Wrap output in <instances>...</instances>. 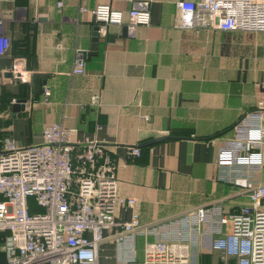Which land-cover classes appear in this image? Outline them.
<instances>
[{
  "label": "crops",
  "instance_id": "0c3cea01",
  "mask_svg": "<svg viewBox=\"0 0 264 264\" xmlns=\"http://www.w3.org/2000/svg\"><path fill=\"white\" fill-rule=\"evenodd\" d=\"M58 1L0 0L10 40L0 53V118L8 117L23 85L33 93L34 85L45 82L42 93L0 127V149L6 138L20 146L41 143L43 128L62 121L77 129L75 141L97 139L115 156L119 193L136 199L133 208H116V220H128L135 210L153 228L136 238L137 260L146 240L187 237L193 243L191 264H238L213 244L230 230L220 219L249 204V190L264 182V141L246 152L237 147L242 155L258 152V162L222 164L218 153L238 138L236 127L262 99L264 31L179 28L183 0ZM140 1L149 2L150 24L126 36L122 26H112L106 36L99 34L97 54H88L98 24L91 10L110 3L128 11ZM81 54L87 73L73 75ZM94 94L101 97L99 105L91 102ZM163 135L175 137L139 146ZM133 146L140 156L132 154ZM199 207L209 209L210 219L192 227ZM120 232L118 226L105 231L101 261H119ZM7 237L0 230V264L6 261Z\"/></svg>",
  "mask_w": 264,
  "mask_h": 264
},
{
  "label": "built area",
  "instance_id": "2783aa9c",
  "mask_svg": "<svg viewBox=\"0 0 264 264\" xmlns=\"http://www.w3.org/2000/svg\"><path fill=\"white\" fill-rule=\"evenodd\" d=\"M91 11L101 36L112 26H125L133 34L151 22L147 1L128 11L110 3H100ZM177 26L264 31V0H183ZM9 43L0 20V53ZM71 73H87L83 54L75 58ZM44 93L51 95L49 88ZM261 95L258 107L236 127L238 138L220 149L219 163L260 161L258 152L242 155L237 147L246 152L264 141V88ZM100 99L94 94L91 102L99 105ZM76 132L55 121L43 128L41 143L20 146L12 138L4 140L0 149V230L7 231L8 237L3 264H191L193 243L187 237L146 240L142 260L133 256L136 238L147 237L153 228L135 210L128 220H116V208H133L136 199L119 193L115 156L97 139L75 141ZM131 152L141 155L137 146ZM248 197L249 204L220 219L230 230L213 245L237 257L238 264H264V182L254 185ZM192 217V227L201 225L210 219V211L199 207ZM116 226L121 229L116 235L121 256L116 263H106L99 259L98 249L105 231Z\"/></svg>",
  "mask_w": 264,
  "mask_h": 264
},
{
  "label": "water",
  "instance_id": "95a60500",
  "mask_svg": "<svg viewBox=\"0 0 264 264\" xmlns=\"http://www.w3.org/2000/svg\"><path fill=\"white\" fill-rule=\"evenodd\" d=\"M98 30H99V25H96L94 27V30H93V33H92V44H91V47H90V51H88V54H90V55H96L97 54L98 39H99V31ZM127 33H128L127 28L124 26L123 29H122V35L126 36ZM82 52L84 53L85 51H82ZM44 84H45V82L43 84H41V85H38V84L34 85V91H32L33 93H29L30 91H28V88L31 87L30 85H28V84L23 85L22 96L14 101V103L12 104L11 111H10L8 117L4 118V119L0 118V127L7 123V119L12 118L19 111L25 110L26 102L28 101V99H30V97L32 95H35V96L36 95H40L42 93L43 89H44V87H43ZM174 137L175 136H172V135H163V136H159V137H154V138H151V139H149L147 141H144V142L140 143L139 146L140 147L149 146V145H152V144H155V143H158V142H161V141H165L167 139L174 138Z\"/></svg>",
  "mask_w": 264,
  "mask_h": 264
},
{
  "label": "rangeland",
  "instance_id": "374dc122",
  "mask_svg": "<svg viewBox=\"0 0 264 264\" xmlns=\"http://www.w3.org/2000/svg\"><path fill=\"white\" fill-rule=\"evenodd\" d=\"M239 52H245V53H247L244 49H242L241 47L239 48ZM3 136H4V132L3 131H0V140H3L4 138H3Z\"/></svg>",
  "mask_w": 264,
  "mask_h": 264
}]
</instances>
